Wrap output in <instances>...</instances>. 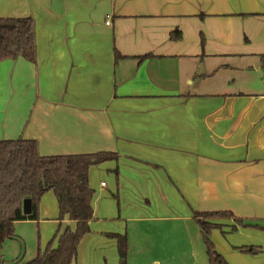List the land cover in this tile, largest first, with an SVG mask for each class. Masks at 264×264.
I'll return each mask as SVG.
<instances>
[{"label": "crops", "instance_id": "crops-1", "mask_svg": "<svg viewBox=\"0 0 264 264\" xmlns=\"http://www.w3.org/2000/svg\"><path fill=\"white\" fill-rule=\"evenodd\" d=\"M8 16H33L38 55L0 61V140L118 153L90 170L94 228L153 242L230 210L211 233L237 251L230 0H0Z\"/></svg>", "mask_w": 264, "mask_h": 264}, {"label": "trees", "instance_id": "trees-1", "mask_svg": "<svg viewBox=\"0 0 264 264\" xmlns=\"http://www.w3.org/2000/svg\"><path fill=\"white\" fill-rule=\"evenodd\" d=\"M36 34L33 16L0 17V61L21 57L35 63L38 55ZM170 38L181 39V30H173ZM120 56L117 51V57ZM118 155L112 151H100L43 156L36 139L0 140V247L4 240L14 238L16 221L40 217L41 198L53 190L60 209L59 219L74 220L76 228L67 226L64 232L56 234L47 249L27 264H77L79 245L90 232L94 219L95 190L90 186L91 167L117 159ZM26 198L31 199L32 205V212L28 215L23 206ZM233 216L230 210L194 212L211 264H229L216 249L211 236L213 220ZM111 236L118 242L120 264H128V235L112 233ZM0 264H6L1 256Z\"/></svg>", "mask_w": 264, "mask_h": 264}, {"label": "rangeland", "instance_id": "rangeland-1", "mask_svg": "<svg viewBox=\"0 0 264 264\" xmlns=\"http://www.w3.org/2000/svg\"><path fill=\"white\" fill-rule=\"evenodd\" d=\"M101 179L108 181L107 175L99 177V181ZM44 196L45 199L50 196L47 200L48 214L40 210L38 219L16 221L14 238L3 241L0 256L5 259L6 264H27L47 249L56 234L64 232L67 228L59 219L60 209L54 191L49 190ZM94 221L101 224L98 219ZM111 235L112 233L91 226L90 232L80 243L78 264H120L118 242ZM212 238L215 240L217 250L222 248L221 246L233 248L228 240L221 243L215 236ZM221 239L224 241L225 238ZM232 240L237 241L234 238ZM230 252L231 254H222L229 264H238L237 251ZM127 256L128 264H211L204 236L200 233L191 235L180 233L179 237L166 235L153 242L129 238Z\"/></svg>", "mask_w": 264, "mask_h": 264}, {"label": "water", "instance_id": "water-1", "mask_svg": "<svg viewBox=\"0 0 264 264\" xmlns=\"http://www.w3.org/2000/svg\"><path fill=\"white\" fill-rule=\"evenodd\" d=\"M23 206H24V213H25V214H31V212H32L31 199L26 198V199L24 200V204H23Z\"/></svg>", "mask_w": 264, "mask_h": 264}, {"label": "built area", "instance_id": "built-area-1", "mask_svg": "<svg viewBox=\"0 0 264 264\" xmlns=\"http://www.w3.org/2000/svg\"><path fill=\"white\" fill-rule=\"evenodd\" d=\"M102 184H105V182H102Z\"/></svg>", "mask_w": 264, "mask_h": 264}]
</instances>
